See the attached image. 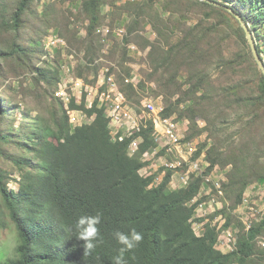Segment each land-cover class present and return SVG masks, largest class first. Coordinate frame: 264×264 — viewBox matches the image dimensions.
<instances>
[{
    "label": "trees",
    "instance_id": "trees-1",
    "mask_svg": "<svg viewBox=\"0 0 264 264\" xmlns=\"http://www.w3.org/2000/svg\"><path fill=\"white\" fill-rule=\"evenodd\" d=\"M105 1L82 0V13L89 20L82 46L57 35L66 47L54 48L53 56L62 51L77 56L83 50L81 65L96 78L102 66L95 63L98 59L108 60L120 52L123 63L128 44L134 43L142 50L149 48L151 79H157L168 100L178 96L173 103L164 101L163 116L170 117L181 104L189 103L184 114L191 126L185 141L195 136V118L207 122L214 145L206 148L209 168L205 173H210L215 165L225 168L231 164L222 190L233 207L240 206L248 186L264 179V172L257 166L264 160V78L242 28L238 25L233 33L237 42L226 30V26L232 27L233 16L225 7L250 25L261 56L264 0H222L226 4L221 0H162L163 9L176 14H170L167 20L145 11L136 12L121 42L112 35L103 39L95 33L102 21ZM156 1L147 0L151 11L157 12L153 7ZM134 4L126 5L125 12H132ZM43 6L44 11L48 6ZM201 8L220 16L225 27L202 19L191 27L185 25L189 20L187 13ZM37 14L35 0H0V34L10 40L5 46L0 42V61L17 64L21 71L31 73L37 83L43 82L57 108L50 124L37 117H25L26 130L11 133L6 118L15 115L16 107L6 101L0 103V157H6L11 147L27 153L13 159L21 171L17 190L8 188L10 174L0 169V214L7 212L15 229L13 254L9 257L0 251V264H113L121 247L113 233H129L132 229L141 233L143 239L125 253L127 264H261L264 253L257 249L256 242L264 234V215L252 222L248 230L240 224L235 250L220 253L215 248L216 230L206 226L204 235L196 237L189 222L196 207L190 202L197 196L201 178L192 177L187 188L172 192L166 187L170 173L162 184L152 188L150 179L139 176L141 153L155 145L150 123L141 133L143 143L133 157L127 155L129 140L115 142L111 138L103 110L95 106L86 109L84 101L76 105L72 100L69 108L83 110L92 121L71 129L61 101L53 96L60 75L58 61L49 58L46 41L23 38L31 33L28 20ZM143 16L149 18L156 34L153 42L138 36ZM111 40L114 44L105 52L104 47ZM47 63H54L55 67L52 69ZM75 68V76L85 78ZM4 72L0 65V81ZM128 72L124 69L126 76ZM217 73L226 77L224 83L217 84ZM117 82L128 100L137 93L118 74ZM139 87H143L142 82ZM235 127L238 142L225 134ZM205 147L206 144L200 145L193 159ZM225 148L226 154L222 151ZM97 212L102 214L98 226L101 240L91 256L83 257V242L75 238L74 230L66 229L73 228L81 215ZM221 212L226 217L224 228H228L230 218L225 203Z\"/></svg>",
    "mask_w": 264,
    "mask_h": 264
},
{
    "label": "rangeland",
    "instance_id": "rangeland-1",
    "mask_svg": "<svg viewBox=\"0 0 264 264\" xmlns=\"http://www.w3.org/2000/svg\"><path fill=\"white\" fill-rule=\"evenodd\" d=\"M146 2L147 0H106L101 8L102 21L99 26H110L111 24L112 27L116 25H123L127 28L131 25L133 19L135 18L136 12L140 11H145L151 16L156 14L159 17L167 20L170 19V14H176L171 11H165L163 9L164 4L162 0H157L156 2H154L153 7L154 10H156L157 12L151 11L146 5ZM220 2L223 1L221 0ZM225 2L223 3L226 4ZM133 3H135L133 6V11H129V13L125 12L124 8L126 7V5ZM35 4L37 5L38 14L28 20V29L31 33H26L23 36L25 41L34 39L36 41H40V43H44L48 37H51L52 35L56 34L59 36L63 35L72 43H79L80 46H82L81 40L85 37V29L89 25V20L84 16L81 10L82 0H35ZM44 4H46L48 7L43 11ZM208 11L209 10L206 8L189 11L187 13L189 20L186 21L184 24L188 27H191L196 22H198L199 19H202L206 21L207 24L219 25L222 28L225 27L221 22L222 19L220 16L214 14L211 15ZM232 18L233 19H230L232 27L226 26L225 28L229 33L232 34L233 39L237 42V39L233 35V33L235 31V28L238 25L240 26V24L236 23L237 20L234 17ZM142 19L143 23L140 26V31H138V36L144 37L148 41L153 42L156 39V34L152 30V25L148 22L149 18L147 16H143ZM1 41V44H3L2 46H5V44L10 42V40L8 41L6 36L0 34V42ZM108 43L109 45H107ZM108 43L105 45L104 50L108 47L109 50L107 51H110L111 46L114 44V40H111V42L108 41ZM132 45H134V43H132ZM134 46L136 48L138 47L136 46V44ZM233 47L234 45H232V48H230L231 53H233L234 51H232ZM148 49L149 48H145L144 50H142L138 47L136 52H132L127 49V57L124 56L126 60L123 63H120L121 60L124 59L122 54L120 52H116L114 53V56L111 57V59L106 60V62L113 63L117 66L118 75H125L124 69H128V73L135 72L139 75L140 82H142L143 87H139L137 90H134L137 93H135L133 95V98L129 100L132 105L139 106L141 99L144 97L161 96L163 106L165 107V100H167V103H173L176 101V99H178V96H175L173 99L168 100L164 90H162V88L160 87L157 79H151V70L147 61ZM53 50L48 51V56L50 59H53L55 57L53 56L55 50ZM80 51L83 53V50ZM82 53L75 56L72 65L74 68L77 65V68L75 69H77L78 71L80 70L82 75L85 77L83 79L86 81V83L89 85H93L95 83L96 78L93 77L91 73L84 71L85 67L81 65ZM68 55L69 53H67L66 51H62L61 54L55 57V60L58 61V73L61 69L60 66H63L64 64L69 62L67 57ZM260 57L264 61V54H261ZM47 64L50 65V68L52 69L55 67L54 63ZM101 64L102 66L106 65L105 63ZM0 65L4 68L5 71L4 76L0 81V103L1 101H6L16 107L15 115L13 116L10 114L8 118H6V122L11 124V127L7 126L9 132L15 133L18 132L20 129L26 130L25 126L28 125V122L27 120H24L25 117H37L43 119L47 124H50L51 117L55 113V110L57 108L54 101L50 98L48 87L44 85V83L41 81L37 83V80L33 78V75H31V73L27 71H21L18 68L17 64H14L12 62H7L5 64L4 61H0ZM217 76L219 78V82L217 84H221L226 81V77H222L218 73L214 75V77ZM188 105L189 103L181 104L177 108V110L170 116L174 118L177 122H179V124L183 128H185V131L183 132L184 141L186 137H188L190 134L191 126L189 120L184 114ZM194 123L196 124L198 129H193L195 136H193L191 140L187 141L191 142L194 145L196 152L200 145L206 144V147L202 149L199 155L201 156V154H204V159H206V148L214 145V141L210 135L211 133L209 130V126L205 120L200 117H197L195 118ZM199 130L201 131L200 133ZM237 130V127L231 128L225 134L231 139V141L238 142L239 136L236 133ZM222 151L226 154V148ZM23 155L27 156V153L17 147H11L8 149V154L6 157H0V169L10 174V179L8 181L7 186L9 189H12L14 191L18 188L17 183L19 181V175L21 171L17 169V165L13 162V159L14 157H22ZM257 166L262 172H264V160L258 162ZM215 167L218 168L220 174L222 175L225 181V175L231 169V164H227L225 168L219 167L218 165H215ZM242 199V204L237 207H233L232 201L227 198L224 202L226 211L228 212L227 217L230 218V226L228 228H230V230L232 229L231 231H236L237 234H239L241 230L240 224L245 229V226L242 223L241 219H243L244 221L246 219H249L252 222H258L264 215V179L259 178V180L252 182L244 192ZM247 208H252V212H249L250 210ZM215 215L216 214H212L207 219L209 221H212L213 216ZM218 215H221L223 217L225 225L226 217L223 215V212L219 213ZM14 238L15 229L9 219L8 213H1L0 251L4 252L6 256L10 257L13 254ZM261 239H264V234L257 238L256 247L260 252L264 253V248H261L258 244L259 240ZM261 264H264V257H262L261 259Z\"/></svg>",
    "mask_w": 264,
    "mask_h": 264
},
{
    "label": "built area",
    "instance_id": "built-area-1",
    "mask_svg": "<svg viewBox=\"0 0 264 264\" xmlns=\"http://www.w3.org/2000/svg\"><path fill=\"white\" fill-rule=\"evenodd\" d=\"M95 33L103 39L112 35L121 42L126 37V27L103 25L97 27ZM56 47L63 49L66 46L64 41L54 34L47 38L45 50L48 52ZM127 49L132 52L137 51L132 44H128ZM107 50H109L108 47L105 48V52ZM67 57L69 62L60 66L59 80L53 96L61 101L71 129L88 125L92 121V117L86 115L83 110L69 108L72 100L76 105L84 101L86 109L95 106L103 110L108 119L111 138L115 142L129 140L127 155L133 157L143 143L141 133L150 123L155 145L141 153L142 168L138 172L139 176L150 179L149 188H152L162 184L166 175L170 173L166 185L169 191L187 188L192 177L201 178L202 183L197 196L190 202V205L195 204L196 206L189 220L193 233L196 237H202L206 226L215 229L218 233L215 248L220 253H232L236 248L238 234L230 228H224V219L218 215L225 201L222 190L224 178L215 166L210 173H205L209 168V163L204 159V154L193 159L196 149L191 142L184 141L185 128L174 118L163 116L165 107L161 96L144 97L139 106L132 105L117 82L118 68L116 65L106 62L105 59H98L95 63L106 65L99 70L95 83L89 85L75 76L72 65L75 54H69ZM121 76L124 84L131 85L134 90L139 88L138 74L131 72L127 76ZM249 210L252 212V208ZM212 214L216 215L212 221H209L207 218ZM241 220L245 230H248L252 221ZM258 244L264 248V239L259 240Z\"/></svg>",
    "mask_w": 264,
    "mask_h": 264
},
{
    "label": "clouds",
    "instance_id": "clouds-1",
    "mask_svg": "<svg viewBox=\"0 0 264 264\" xmlns=\"http://www.w3.org/2000/svg\"><path fill=\"white\" fill-rule=\"evenodd\" d=\"M102 220V214L97 212L95 215H81L75 222L73 228L66 231H75V238L83 242V257L91 256L101 240L99 225ZM113 238L120 245L118 254L113 258V264H127L125 253L135 248L143 239L142 234L132 229L129 233L116 231ZM98 259V258H97Z\"/></svg>",
    "mask_w": 264,
    "mask_h": 264
},
{
    "label": "water",
    "instance_id": "water-1",
    "mask_svg": "<svg viewBox=\"0 0 264 264\" xmlns=\"http://www.w3.org/2000/svg\"><path fill=\"white\" fill-rule=\"evenodd\" d=\"M199 1H205L208 3H211L209 0H199ZM215 5H219L217 3H214ZM225 9L238 21V23L240 24L244 34H245V38L246 41L248 43V46L250 48V51L252 53L253 59L258 67V69L260 70V72L262 73V76L264 78V61L263 59L260 57V55L257 53L256 50V43L255 40L253 38V34L250 31V25L237 13H234L230 8L225 7Z\"/></svg>",
    "mask_w": 264,
    "mask_h": 264
}]
</instances>
